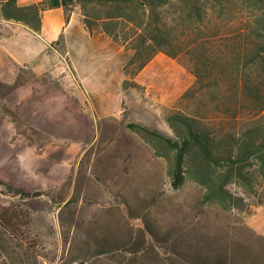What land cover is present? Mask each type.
I'll return each mask as SVG.
<instances>
[{
    "label": "rangeland",
    "instance_id": "obj_1",
    "mask_svg": "<svg viewBox=\"0 0 264 264\" xmlns=\"http://www.w3.org/2000/svg\"><path fill=\"white\" fill-rule=\"evenodd\" d=\"M246 1L232 0L226 13L264 10V0L239 10ZM73 11L77 21L53 43L45 68L0 51V212L15 214L21 234L0 223V264H198L227 252L222 261L241 262L237 241L248 243L250 256L264 253V203L256 195L232 215L197 205L202 188L174 186L166 158L128 127L174 135L167 116L194 109L182 96L195 75L159 52L126 76L131 51L91 31L80 5Z\"/></svg>",
    "mask_w": 264,
    "mask_h": 264
},
{
    "label": "trees",
    "instance_id": "obj_2",
    "mask_svg": "<svg viewBox=\"0 0 264 264\" xmlns=\"http://www.w3.org/2000/svg\"><path fill=\"white\" fill-rule=\"evenodd\" d=\"M254 2L238 9L250 11ZM75 5L91 31L99 29L131 51L126 76L135 77L159 52L195 75L182 96L194 109L167 116L174 135L128 123L166 158L174 186L194 182L202 188L197 205L231 215L248 210L247 195L264 203V10L239 18L226 13L235 8L232 0H41L24 6L0 0V14L39 32L42 10L62 6L69 19ZM0 223L21 235L15 214L0 212ZM229 236L220 237L225 245H231ZM233 246L241 262L222 261L227 252L214 263L202 257L198 264H264V253L250 256L248 243Z\"/></svg>",
    "mask_w": 264,
    "mask_h": 264
},
{
    "label": "crops",
    "instance_id": "obj_3",
    "mask_svg": "<svg viewBox=\"0 0 264 264\" xmlns=\"http://www.w3.org/2000/svg\"><path fill=\"white\" fill-rule=\"evenodd\" d=\"M41 0H17L20 6L38 3ZM41 29L36 32L29 25L15 19H6L0 14L2 31L0 32V51L18 65H32L38 70L48 66L51 59L53 43L72 30L77 21L73 11L69 19L64 7H53L42 10ZM89 35L94 34L84 28ZM90 63L94 59L89 56ZM94 66V63H93Z\"/></svg>",
    "mask_w": 264,
    "mask_h": 264
}]
</instances>
